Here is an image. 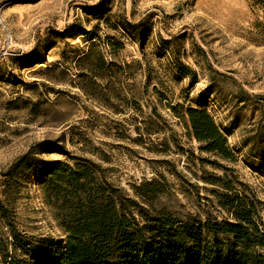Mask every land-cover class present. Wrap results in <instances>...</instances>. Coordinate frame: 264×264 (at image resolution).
Listing matches in <instances>:
<instances>
[{"label":"rangeland","instance_id":"1","mask_svg":"<svg viewBox=\"0 0 264 264\" xmlns=\"http://www.w3.org/2000/svg\"><path fill=\"white\" fill-rule=\"evenodd\" d=\"M251 3L0 0V204L20 241L0 213V264H53L65 246L46 179L7 176L29 151L88 159L132 198L157 181L154 207L182 222L233 223L217 199L231 187L264 224V42ZM187 108L212 117L229 159L200 151L180 118ZM43 141L64 152H39Z\"/></svg>","mask_w":264,"mask_h":264},{"label":"trees","instance_id":"2","mask_svg":"<svg viewBox=\"0 0 264 264\" xmlns=\"http://www.w3.org/2000/svg\"><path fill=\"white\" fill-rule=\"evenodd\" d=\"M251 8L261 14L255 28L264 42V0H252ZM163 43L168 46L171 42ZM96 68L100 72L108 70L100 56ZM177 69L191 75L181 64ZM146 78L148 83L149 73ZM180 118L189 136L200 144V151L224 160L232 156L224 135L206 110L187 108ZM57 146L43 141L38 151L64 152ZM36 154L29 151L18 157L7 176L12 179L29 172L46 179L44 186L51 191L65 234L63 253L53 264H264V224L254 219L252 201L238 197L231 187H225L226 193L217 195V199L233 223L215 219L182 222L166 209L154 207L152 201L163 191L157 181L134 188L135 198L149 206L146 210L108 182L104 170L92 161L73 156V165L48 163ZM0 213L12 240L20 243L1 204Z\"/></svg>","mask_w":264,"mask_h":264}]
</instances>
